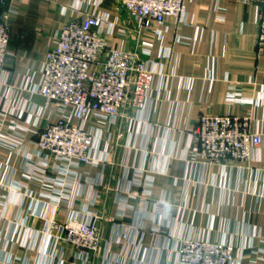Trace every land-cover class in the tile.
<instances>
[{"label":"crops","instance_id":"0c3cea01","mask_svg":"<svg viewBox=\"0 0 264 264\" xmlns=\"http://www.w3.org/2000/svg\"><path fill=\"white\" fill-rule=\"evenodd\" d=\"M121 6V0H0V19L10 17L11 55L3 76L17 87L34 72L38 81L50 43L68 21L97 13L121 25ZM258 10L257 0H185L182 21L167 18L129 42L112 39V46L132 51L138 42L150 44L147 60L159 74L152 111L135 120L130 115L117 127L94 121L87 126L99 129L98 166L81 165L73 177L38 167L29 131L22 132L28 153L0 147V264H83L72 248L64 255L54 247L47 232L57 226L52 233L60 235L69 220L86 221L93 214L101 216V245L90 264H182L178 250L194 238L232 244L237 258L231 264H264V48L257 44ZM238 94L246 102H232ZM33 102L44 107L41 97ZM204 114L252 116L253 131L263 136L253 160L227 167L193 163L195 129ZM59 118L53 104L42 110L39 123ZM15 119H5L4 132ZM37 120L19 122L36 130ZM55 187L66 195L59 209L44 197Z\"/></svg>","mask_w":264,"mask_h":264},{"label":"built area","instance_id":"2783aa9c","mask_svg":"<svg viewBox=\"0 0 264 264\" xmlns=\"http://www.w3.org/2000/svg\"><path fill=\"white\" fill-rule=\"evenodd\" d=\"M259 3L257 20V44L264 48V0ZM126 15L123 23L111 21L109 15L92 14L83 19L68 21L52 39L39 71L25 77L21 84L10 85L9 76L4 77L10 52V17L0 19V147L28 153L23 131L34 137L38 167L55 168L73 177L81 165L101 164L96 159L95 146L99 129L87 130L91 121L98 125L117 127L125 119L135 120L152 111L155 81L158 72L147 60L151 45L138 42L135 51L112 46L111 40L119 38L130 41L132 35L142 31L153 32L167 18L182 21L185 15V0H121ZM120 19V18H119ZM133 25V28L131 27ZM157 34L160 32L157 30ZM25 92L28 98L13 97L14 92ZM41 97L44 107L33 99ZM234 103L246 102L238 95ZM56 104L60 118L57 123H39L42 110ZM42 108V109H41ZM15 116L4 132L5 119ZM31 116L38 120L36 130H30ZM24 120L27 125L20 123ZM252 116H214L204 114L195 129L196 144L190 160L196 164L221 165L245 163L253 160L254 150L263 142V136L252 129ZM101 136V135H100ZM31 179L39 180L31 175ZM75 179V176H74ZM77 179V177H76ZM55 185L64 186L58 180ZM4 185V184H1ZM14 186V189H20ZM44 197L54 200L56 209L66 200L63 190L55 187ZM100 200V199H98ZM97 200V201H98ZM101 216L93 214L88 220L71 219L60 226V235H54L51 226L47 234L54 239V247L64 255L72 248L83 264H90L99 253ZM62 243V245L60 244ZM236 248L232 244L211 242L205 238L183 241L177 258L182 264H231L236 260ZM243 249L237 254L243 255ZM62 254V255H63Z\"/></svg>","mask_w":264,"mask_h":264}]
</instances>
